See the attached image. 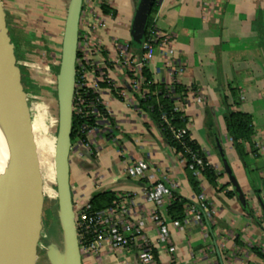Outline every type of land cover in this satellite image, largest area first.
<instances>
[{
    "label": "crops",
    "instance_id": "1",
    "mask_svg": "<svg viewBox=\"0 0 264 264\" xmlns=\"http://www.w3.org/2000/svg\"><path fill=\"white\" fill-rule=\"evenodd\" d=\"M37 1L40 11L35 7ZM49 2L53 0H21L20 4L24 15L36 17L42 31L55 11L49 8ZM108 2L118 11L114 20L120 22L126 17L131 21L121 34L109 27L104 39L109 45L112 39H121L120 35L130 41L138 0ZM67 3L66 0L65 7ZM154 20L168 41L158 44L149 69L155 82H177L189 89L183 99L177 97L175 106L188 117L192 138L219 174L218 185L201 177L202 194L195 193L180 154L170 146L151 116L138 106L139 94L133 92L127 76L117 71V67L121 68L117 65L113 78L127 98L120 100L107 90L102 93L113 124L108 120L99 122L97 130L87 136L96 163L72 150L73 201L86 203L93 194L104 190L116 192L118 205H123L127 197L133 200L136 214L126 218L143 222L160 264H171L173 257L178 264H264V258L252 250L257 247L264 252V212L255 192L260 190L264 200V0H159ZM29 51V56H33L36 49L30 46ZM230 88L239 99L232 109H240L253 118L252 141L257 151L251 152L248 147L250 153L244 159L226 128L224 97H229L230 104L234 101ZM220 147L250 212L237 194L228 195L234 188L226 186L230 181ZM141 160L148 163L152 180L126 178L124 169ZM153 181L172 187L174 193L188 200L184 220H170V200L159 206L147 200ZM154 211L169 229V243L158 237L151 218ZM83 264H136L135 252H116L105 247L97 255L83 254Z\"/></svg>",
    "mask_w": 264,
    "mask_h": 264
},
{
    "label": "water",
    "instance_id": "2",
    "mask_svg": "<svg viewBox=\"0 0 264 264\" xmlns=\"http://www.w3.org/2000/svg\"><path fill=\"white\" fill-rule=\"evenodd\" d=\"M154 2L155 0H138L136 5L130 33L138 44L142 43ZM82 6L83 0H69L67 3L60 70L56 77L58 131L53 166L63 250L56 245L49 246L47 255L51 264H83L70 182L73 103ZM21 90L19 71L15 66L0 0V164L4 165L0 172V264H34L30 251L33 168L25 129V117H28L22 112ZM23 95L26 96L24 91ZM220 153L229 181L240 202L246 206L245 194L221 147ZM85 155L90 162L96 163L89 152ZM101 192L103 191L96 192L91 197ZM256 195L264 212V200L259 193Z\"/></svg>",
    "mask_w": 264,
    "mask_h": 264
},
{
    "label": "built area",
    "instance_id": "3",
    "mask_svg": "<svg viewBox=\"0 0 264 264\" xmlns=\"http://www.w3.org/2000/svg\"><path fill=\"white\" fill-rule=\"evenodd\" d=\"M99 3L100 13L93 10L94 4ZM106 4L110 8L108 0H83L81 18L79 23V38L76 59V87L73 103V118L76 116L82 123L78 134L86 133V137L97 130L99 122L108 120L104 118L102 112L98 109L102 105L108 117L109 110L103 102L102 93L109 91L115 98L125 100L127 93L120 91L116 87L113 78V71H121L128 78L129 86L140 97L149 93V89L143 88L144 77L142 69L149 67V63L156 55L158 44L166 43L168 37L157 26L156 22L150 26L143 36L142 50L140 56L130 49V41L121 42L118 39H112L111 43L104 39L108 32V21L106 18L115 19L112 13L105 14L101 5ZM121 69V70H120ZM101 83H107L108 87H101ZM153 83H157L153 79ZM177 82L167 84L168 92L175 94L173 85ZM161 84V83H157ZM178 84V83H177ZM176 110L178 108L176 107ZM96 119V125L91 127L88 121ZM163 120L168 124L175 139L182 141L189 134V128H175L168 117L163 115ZM191 136V134H190ZM192 137V136H191ZM78 140L73 144L72 150L78 151L79 156H85L89 152L92 159L96 161L91 148ZM82 146V149L78 147ZM72 154V153H71ZM88 158V157H87ZM184 166L185 161L180 154ZM89 159V158H88ZM197 164L202 166V160L194 157ZM89 161H91L89 159ZM149 165L145 161H137L124 169L125 177L132 180L151 181L148 176ZM200 179L201 173H197ZM174 195L172 187H167L161 182L153 181L151 188L146 193L148 201L156 206L164 204L167 200H172ZM74 202V201H73ZM76 211V225L78 239L82 256L83 254L97 255L105 247L111 251L135 252L136 264H160L155 254L154 244L147 238L143 222L134 221L126 216H134L135 202L127 197L123 205H118L93 211L88 202L83 204L74 203ZM152 221L158 230V237L162 242L169 243L170 232L165 221L159 216L157 211L152 214ZM172 252L173 249L171 248ZM171 264H178L175 257Z\"/></svg>",
    "mask_w": 264,
    "mask_h": 264
},
{
    "label": "rangeland",
    "instance_id": "4",
    "mask_svg": "<svg viewBox=\"0 0 264 264\" xmlns=\"http://www.w3.org/2000/svg\"><path fill=\"white\" fill-rule=\"evenodd\" d=\"M69 0H67L68 2ZM5 19L8 21L13 35V51L16 55L15 66L19 71V79L29 104L34 107L43 105L49 119L52 117L53 126H56L58 103L56 94V77L60 70V57L64 21L67 7L66 0H53L50 9L55 10L53 16L44 25L42 31L36 17L24 15L21 0H1ZM35 5L40 11L41 5ZM93 10L100 13L99 3L94 4ZM107 27L113 31L118 29L120 34L130 18H121L120 22L106 18ZM44 22V21H43ZM131 27V26H130ZM128 28V27H127ZM30 30H34L33 33ZM120 30V31H119ZM128 30V29H127ZM130 31V29H129ZM32 33V34H30ZM128 35V33H127ZM131 36V34L129 33ZM119 41L127 42L121 37ZM36 49L32 54L29 47ZM23 55V57H21ZM58 65V66H57ZM26 67H29V72ZM25 71H22V69ZM36 70V71H33ZM32 78L40 87L38 94L29 86ZM36 119L39 118L36 114ZM31 121L25 117V129L29 144L30 161L33 168V214L31 221L30 251L34 264H51L47 250L50 245H56L63 250L62 232L58 218V193L53 171V157L56 143L55 130L50 129V123L43 124L38 120Z\"/></svg>",
    "mask_w": 264,
    "mask_h": 264
},
{
    "label": "trees",
    "instance_id": "5",
    "mask_svg": "<svg viewBox=\"0 0 264 264\" xmlns=\"http://www.w3.org/2000/svg\"><path fill=\"white\" fill-rule=\"evenodd\" d=\"M159 8V0H155L151 12L148 17V21L146 24V32L150 26L155 24L154 14ZM101 9L105 14L112 13L114 17L117 16L118 11L114 8H110L106 4L101 5ZM6 24L8 21L6 20ZM7 35L9 38L10 46L12 48V54L14 61L16 62V55L13 51V35L10 31L9 26L7 27ZM130 49L138 54L142 55V45L138 44L134 41L131 36L130 40ZM22 54L21 57H23ZM58 66V65H57ZM22 71H25L23 68ZM142 75L144 77V84L143 88L149 89V93L146 94L143 98L139 97L138 106L146 111L152 118V120L158 125L159 129L161 130L164 137L168 140L170 146L174 149L177 154H181L182 158L185 161V171L187 177L197 195L202 194V187L200 179L198 178L197 173L200 172L201 176L205 178L210 184L213 186H217V179L219 174L216 170L209 164L208 158L202 151L200 145L196 140H194L190 136V132L188 136L182 141L175 139L173 136L168 124L163 120V115L168 117L169 122L174 125L175 128H184L188 125V117L184 114L183 111L176 110L175 102L177 97L179 96L180 99H183L189 89L181 84L175 83L173 85L175 94H170L168 92V86L166 83H153V76L148 66L143 67ZM29 86L33 88V92L38 94L40 92V87L38 84L34 82L32 78H29ZM21 85V83H20ZM101 87H108L107 83H101ZM22 87V86H21ZM23 90V88H22ZM21 90V105H22V112L25 116H27L31 121H35L37 112L34 111V107L29 104V98L23 95V91ZM230 95L233 98V103H229V97H224V103L226 105V113H225V121H226V128L228 135L233 140L234 147L238 152L239 156L244 159L248 152V147L251 149V152H256L257 150L254 148V144L252 141V136L254 134V125H253V118L251 114L245 113L240 109H232L233 106L239 104V99L237 98V93L234 89L230 88ZM41 105V104H40ZM39 106V105H38ZM98 109L104 115V118H107L108 121L113 124V119L108 117L105 108L102 105L98 106ZM85 120L80 121L76 116L73 118V128L71 134L72 143L75 144L78 140L82 143L86 144L88 142L86 133L78 134V131ZM55 124V123H54ZM54 124H49L51 130H55V136L57 135L58 131V121L56 120V126ZM88 124L93 127L96 125V119L92 118L88 121ZM114 126H112V129ZM202 160V166H199L194 159V157ZM232 186L230 182L226 184V186ZM256 193L260 194V190H256ZM229 196L236 195L235 190L228 192ZM118 201V195L116 192L111 190H105L93 197H91L88 203L91 206L93 211H100L116 205ZM188 202L185 198L177 195L174 193L173 198L170 204L167 207V214L170 217V220L182 221L186 218L185 215V205ZM246 211L250 212L249 206H246ZM264 220V217H263ZM236 244L239 245V238L236 237L235 239ZM257 255L264 258V252L261 249L255 247L252 249ZM156 254V251H155Z\"/></svg>",
    "mask_w": 264,
    "mask_h": 264
},
{
    "label": "flooded vegetation",
    "instance_id": "6",
    "mask_svg": "<svg viewBox=\"0 0 264 264\" xmlns=\"http://www.w3.org/2000/svg\"><path fill=\"white\" fill-rule=\"evenodd\" d=\"M41 107H43V105H39V106L37 105V106H35L36 112H37L38 117H39L36 120H38L40 123L43 122V124L44 123L45 124H48V123L54 124L53 121L51 120L52 117H50V119H49V117H48L49 115L46 114L44 108H41ZM47 121H48V123H47Z\"/></svg>",
    "mask_w": 264,
    "mask_h": 264
},
{
    "label": "bare ground",
    "instance_id": "7",
    "mask_svg": "<svg viewBox=\"0 0 264 264\" xmlns=\"http://www.w3.org/2000/svg\"><path fill=\"white\" fill-rule=\"evenodd\" d=\"M3 166H4V165L0 164V172H1V170L3 169ZM53 171H54V166H53ZM54 176H55V174H54Z\"/></svg>",
    "mask_w": 264,
    "mask_h": 264
}]
</instances>
